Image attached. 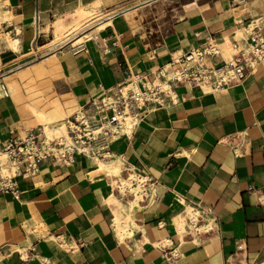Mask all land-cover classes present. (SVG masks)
Segmentation results:
<instances>
[{
	"label": "crops",
	"instance_id": "0c3cea01",
	"mask_svg": "<svg viewBox=\"0 0 264 264\" xmlns=\"http://www.w3.org/2000/svg\"><path fill=\"white\" fill-rule=\"evenodd\" d=\"M79 5L97 8L99 18L81 21L66 38L57 35L51 22L80 19ZM3 12L9 15L0 18L4 79L17 71L26 103L52 114L59 103L64 117L100 85L121 81L127 67L153 79L150 70L176 51L211 40L219 50L209 60H226L222 44L237 43V29L245 41L246 22L263 17L264 24V0H0ZM89 30L91 37L71 43ZM6 34L19 39V50ZM53 44L61 47L46 59L55 57L57 72H32L41 49ZM17 101L10 93L0 98V144L9 128L22 134L40 124ZM109 153L131 173L151 178L131 213L132 237L119 240L105 200L109 182L92 157L75 154L69 163L49 157L34 175L16 178L17 196L0 193V264H264V60L221 90L173 83L171 98L145 112L131 134L111 140ZM116 180L112 192L127 202L133 193L123 195ZM186 205L209 229L181 240L174 218Z\"/></svg>",
	"mask_w": 264,
	"mask_h": 264
},
{
	"label": "built area",
	"instance_id": "2783aa9c",
	"mask_svg": "<svg viewBox=\"0 0 264 264\" xmlns=\"http://www.w3.org/2000/svg\"><path fill=\"white\" fill-rule=\"evenodd\" d=\"M262 18H252L244 24L248 33L245 40L248 48L239 49L229 59L210 61L209 57H215L218 49L215 42L209 41L189 47L176 59L171 56L166 62L171 65L170 77L165 75L166 63L158 66L155 71L150 70L151 76L156 73L160 78L157 83L151 82V77L145 79L142 75L134 78V73L127 67L121 81L109 87L100 85V91L97 94L90 96L66 117L64 120L66 134L47 139L42 124L29 127L22 134L9 128L8 135L0 144V193L10 192L17 196L16 178L34 175L39 170L40 162L46 158L69 163L75 154L90 158L103 157L109 151L111 140L128 134L121 130L125 117L136 116V122L130 127L133 129L145 112L162 105L166 98H171L173 83L184 82L199 87L208 84L210 91H217L242 82L264 60ZM40 34L41 32L37 30L33 38L34 43L38 41ZM80 44L77 46L80 47ZM232 45H237L236 40ZM132 83L136 89H124L125 84ZM8 94L4 70L0 68V98ZM139 176H143L141 181L143 189L140 195L143 197L145 187L151 178L137 173L138 178ZM137 177L130 179L131 186L137 185ZM120 183L116 180L113 184L118 191L121 188ZM126 192L131 190L128 185H123L122 194ZM195 215V221L190 217L187 220L195 233H198L202 231L203 225L199 223V214ZM205 229L209 228L205 227Z\"/></svg>",
	"mask_w": 264,
	"mask_h": 264
},
{
	"label": "bare ground",
	"instance_id": "6f19581e",
	"mask_svg": "<svg viewBox=\"0 0 264 264\" xmlns=\"http://www.w3.org/2000/svg\"><path fill=\"white\" fill-rule=\"evenodd\" d=\"M145 1H148V0H145ZM79 6H80L81 15H82L80 19H78V20L76 19V21L71 20L72 22H69V21L63 22L62 17H57V18H55V20L53 22H51V23H54L56 25L55 26L56 27L55 33L57 35L62 34L66 38L71 33V30L74 29V27L76 28V26L80 25L81 21L86 20V19L88 20V18H95V17H97V19L99 18L98 17L99 13L97 12L98 11L97 8L95 10L94 9L93 10H89V9L87 10L84 8V6H82V5H79ZM0 18H2V19L9 18V15L7 13L3 12L2 14L0 13ZM108 22H109V20H108ZM95 23H98V22H95ZM49 24L50 23L47 22L45 24V26L43 27V30L47 31L48 27L50 26ZM100 28H102L101 22H99L97 24L95 29L100 30ZM241 29H237L235 32V35L237 38V45L236 46L231 45V43H229L228 41H226L222 44L223 48L221 47L222 48L221 54L225 58L229 59L234 52L238 51L241 48H248V46L246 45V43L244 41L245 35ZM94 32H96V31H94ZM90 33H91L90 30L87 31L82 36H79L76 39H74V41H71V43H74L76 41L83 39L84 36L89 37ZM93 36H95V35H93ZM6 39H7V42H8V45L10 46V48H12L15 51L19 50L20 44H19L18 38L10 37L8 34H6ZM210 42L213 43V40H211ZM58 45L53 44L52 46H50V48H47L48 50L46 52L48 53V52H51V50L55 51V50L59 49L61 47V44L59 46ZM213 46H214V48L217 47V45H216V47H215V45H213ZM217 49H218V47H217ZM36 50H38V49H36ZM177 52L179 53L180 51H176L172 55L173 59H176L178 57V55L180 54V53L177 54ZM164 69H165V75L167 77H170L172 74L171 65L166 63L164 65ZM133 77L136 78L137 76L134 75ZM159 81H160V78L155 73L154 78L151 79V82L157 83ZM149 83H147V84H149ZM203 86L206 87V90L207 89L210 90V86L208 84L202 85V87ZM127 88H135L136 89V87L134 86L133 83L132 84H125L124 89H127ZM16 91L17 90H16L15 86L13 84H10L9 93H10V96L12 99L15 98V92ZM29 110H30L31 114L35 117L36 122L43 125V129L46 132V136H47L46 138L47 139H51L54 136L59 135V134H66L65 124H64V120H65L64 116L65 115L64 116L62 115L63 110L61 108L54 107V113L52 115L50 114L51 115L50 117L52 118V120H49V117H48L49 115H47L45 112H43L41 110H38L35 108H29ZM136 120H137L136 116L127 115L125 117L124 126L121 130L126 131L128 134H131L132 128H130V127L134 125ZM50 121H52L53 123L55 122V123L49 124ZM92 160L98 166V168L96 167L97 170H102L104 172V177L109 182L110 190H109V194L105 200L111 204L112 209L114 210L113 226H114V229H115V231L119 237V240H122L125 235L131 236L134 232L133 231L134 227L136 226L134 223V220L131 218V213H132V210L138 206L139 197H140L142 189H143L141 186V181H142L143 176H139V178H138L137 173H131L128 170L129 168L124 167L125 165L123 164L121 157L116 156V155H111V153H109V151L106 152L103 157L92 156ZM116 177H118L119 181L121 182L120 183V187H121L120 192H122V186L123 185H128L129 189L134 194L133 196L131 195L128 198L127 202L122 201L121 193L116 194L115 192H112L110 182L113 183V181ZM133 177H137V185L136 186L130 185V179ZM150 189H151V191H153L152 186ZM195 214H197L196 209L190 207L189 205H186L184 210L175 216L174 220H175L177 230L179 231L181 240H185L186 238H188L187 235H189V234H192L191 236L189 235V237L194 239V236H195L194 235V229L192 228V225L187 220V218L190 217L192 220L195 221L196 220ZM186 224L189 225L190 230L186 229ZM202 227L205 228L207 226L203 225ZM167 241H168L167 239L166 240L164 239L161 241V243L165 244Z\"/></svg>",
	"mask_w": 264,
	"mask_h": 264
},
{
	"label": "rangeland",
	"instance_id": "374dc122",
	"mask_svg": "<svg viewBox=\"0 0 264 264\" xmlns=\"http://www.w3.org/2000/svg\"><path fill=\"white\" fill-rule=\"evenodd\" d=\"M42 51H43V53L41 54V56H40V58L38 59V62H40V64H38L37 66H35L33 69H32V72H35V73H41V72H43L44 71V69H45V67H48V69L52 72V73H56L57 71L56 70H53V64H54V61H53V59H55V57H51V58H49V59H46V57L48 56V54L49 53H51V52H54V51H52L51 50V52H45L44 51V49H41ZM53 61V62H52ZM44 65V66H43ZM15 72H17V71H15V70H13V71H10V72H8L7 74H6V80H7V82H8V86L10 87V84H13L14 86H15V88H16V92H15V98L13 99V100H15L16 101V99H18V101L17 102H15L16 104H17V106L18 105H21V110H25V112H27V110H29V108H35V109H38V110H44V111H47V110H45V108H43V107H35V106H33V105H30V104H28V103H26L25 101H24V99H23V95H22V93H21V86H20V84H19V82H18V80H17V78H16V73ZM27 75V71L26 72H24V73H22L21 74V76H26ZM13 82V83H10V82ZM25 84H27L28 85V83L29 82H33V80H31L30 78H28V80L27 79H25ZM24 84V85H25ZM30 86V85H29ZM34 87H36V86H34ZM33 93V92H32ZM36 93H40V91L39 92H36ZM34 94H35V91H34ZM47 97V96H46ZM53 107H60L62 110L63 109H66L65 108V106L64 105H61V104H59V103H56V104H54V106ZM25 108V109H24ZM26 108H27V110H26ZM30 111V110H29ZM52 111H53V108H52ZM52 111L51 112H49V111H47L48 112V114L50 115V114H52ZM67 111H69L68 109H67ZM31 113V112H30ZM64 113H62V115H63ZM49 117V120H52V118L50 117V116H48ZM65 119H66V117H64ZM55 123V122H54ZM53 123V124H54ZM34 124V123H33Z\"/></svg>",
	"mask_w": 264,
	"mask_h": 264
}]
</instances>
